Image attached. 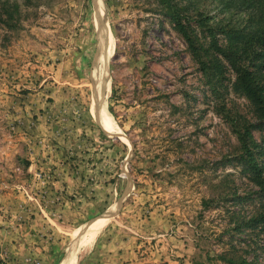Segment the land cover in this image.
<instances>
[{"label":"rangeland","instance_id":"1","mask_svg":"<svg viewBox=\"0 0 264 264\" xmlns=\"http://www.w3.org/2000/svg\"><path fill=\"white\" fill-rule=\"evenodd\" d=\"M99 1L103 30L95 0H0V264H19L13 250L33 242L34 228L47 219L58 165L44 164L80 167L85 141L113 166L107 174L116 195L100 213L124 191L133 193L97 236L144 222L142 248L150 254L158 247L161 256L155 262L145 253V264H264V223L257 220L264 199L245 171L241 141L260 116L234 87L248 57L233 65L220 55L224 69L203 68L174 21L208 59L214 41L227 45L224 29L246 25V5ZM107 25L110 85L98 115L93 81ZM250 130L264 139V131ZM70 144L82 152L73 154ZM76 229L64 233L50 264H67ZM94 244L76 251L78 264Z\"/></svg>","mask_w":264,"mask_h":264},{"label":"crops","instance_id":"2","mask_svg":"<svg viewBox=\"0 0 264 264\" xmlns=\"http://www.w3.org/2000/svg\"><path fill=\"white\" fill-rule=\"evenodd\" d=\"M102 143L104 142L101 141L100 146ZM93 144L90 146L85 141L82 146L84 153L80 158H76L75 163L80 166L76 169L70 170L68 166L61 167L60 160L55 162L53 159H49V162L44 164L49 170H51L50 163L58 165L57 168L52 166L55 179L50 184L49 200L44 206V216L47 219H42L44 224L39 223L42 228L34 226L33 237L35 240L33 242H30L28 246L25 244V248L19 246L17 250H13L14 257L17 258L19 264H50L64 233L78 227L74 240L64 256L65 259L69 258L79 249L81 242L78 241V237L83 229L101 218H109L106 226L121 211L124 202L133 195V193L126 194L124 191L122 194L124 199L119 198L115 203H110L100 213L102 206L116 193L113 187L114 183L108 180L109 176L114 177V175L107 174L111 173L113 166L105 164L106 157L100 152L95 153L94 149L97 148L93 147ZM70 146L74 149L73 154L76 151L82 152L75 144H70ZM101 155L103 160L99 158ZM143 223L137 221V226L135 224L129 226V224L125 225V228L116 225L102 231L95 239L91 254L86 258L84 264H145L148 260L142 256L147 253L148 248L143 249V244H141L143 241L140 235H147ZM38 231H42V234H39ZM147 254L146 257H149V260L161 261L158 247Z\"/></svg>","mask_w":264,"mask_h":264},{"label":"trees","instance_id":"3","mask_svg":"<svg viewBox=\"0 0 264 264\" xmlns=\"http://www.w3.org/2000/svg\"><path fill=\"white\" fill-rule=\"evenodd\" d=\"M242 2L246 5L248 14L246 25L241 29H224L227 45H220L218 41L213 40L216 51L208 54V59L204 57L206 49L198 46L186 25L178 17H174V21L188 42L194 57L201 60L203 68L215 65L219 69H224L225 65L220 55L232 64L235 63L233 59L235 57H248L250 64L241 67L234 87L250 100L260 119L246 127L241 134L242 148L245 151L242 161L245 171L261 186L259 196L264 199V139L258 141L250 130V128H258L264 131V62L260 61L264 58V50H255L253 47L254 43H258L259 48H264V0H242ZM257 217L258 221L264 223V213H260ZM254 220L257 222L256 218Z\"/></svg>","mask_w":264,"mask_h":264},{"label":"bare ground","instance_id":"4","mask_svg":"<svg viewBox=\"0 0 264 264\" xmlns=\"http://www.w3.org/2000/svg\"><path fill=\"white\" fill-rule=\"evenodd\" d=\"M99 4H100V1L99 0H95L94 6H95L96 14L98 16V18H96V19L100 23L99 29L103 30V26L105 25L104 24V13H103L101 5H99ZM99 17H100V19H99ZM101 19H102V21H101ZM100 30H99V34H100ZM106 30H107L106 32L105 31L104 32L101 31L102 41H100V43H102V53L100 55V60H99L98 65H97V69H96V72H95V75H94V81H93V84H94V87H93L94 88V90H93L94 93L93 94L94 95H93L92 108H93V111L96 114H98V115H102L103 114L104 110H103V107H102V98H103L104 94L108 91V88H109V85H110V72H109V66H108L110 58L108 56V51L106 50V52H105L106 40L108 41L109 38H110V30H109V26L108 25L106 27ZM110 48H111V52H112V50H113L112 45L110 46ZM98 54H100L99 51H98ZM101 57H103L102 60H101ZM115 209H117V208L115 207ZM111 217H113V216H111ZM108 219L109 218H101L98 221H95V222L93 221L91 224H89L85 228L84 232L82 233V235L78 239V241L81 242V244L79 245V249H77V251H80V253H82V251H84L90 245H92V243L94 242L97 234L105 226V224L108 221ZM79 258L80 257H78L76 259L74 257V254H73V255L70 256L69 260L67 261V264H78Z\"/></svg>","mask_w":264,"mask_h":264},{"label":"water","instance_id":"5","mask_svg":"<svg viewBox=\"0 0 264 264\" xmlns=\"http://www.w3.org/2000/svg\"><path fill=\"white\" fill-rule=\"evenodd\" d=\"M101 21H102V19H101Z\"/></svg>","mask_w":264,"mask_h":264}]
</instances>
